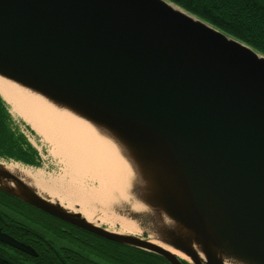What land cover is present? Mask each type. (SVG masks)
<instances>
[{"label": "water", "instance_id": "obj_1", "mask_svg": "<svg viewBox=\"0 0 264 264\" xmlns=\"http://www.w3.org/2000/svg\"><path fill=\"white\" fill-rule=\"evenodd\" d=\"M0 78L119 149L147 212H117L151 236L89 223L1 164L0 192L168 264H264L262 54L167 0H0ZM0 242L37 256L1 231Z\"/></svg>", "mask_w": 264, "mask_h": 264}, {"label": "bare ground", "instance_id": "obj_2", "mask_svg": "<svg viewBox=\"0 0 264 264\" xmlns=\"http://www.w3.org/2000/svg\"><path fill=\"white\" fill-rule=\"evenodd\" d=\"M0 97L10 106L11 113L22 118L33 132L51 146V153L64 163V173L68 181H64V176L62 182L67 183L69 193L68 196L63 195L60 198L68 203L70 210L67 211L81 214L89 223H92L91 216L98 215L106 224L112 226L119 224L124 230H131L119 215L111 213L113 210L123 209L121 202L116 199L115 203L109 204L101 196L109 180L111 182L116 176H122L127 180L126 170L133 175V181L131 180L133 186L136 182L132 167L122 157L119 149L87 122L2 78H0ZM0 164L8 170L2 165L7 163L0 162ZM12 169L33 189L30 183L41 179L40 176H32L31 172L21 169L18 165H12ZM89 175H94L93 178L100 184L101 192L87 187V181L91 180ZM127 195L128 202H135L131 189L128 190ZM134 205L142 209L137 204ZM146 212L147 209L143 210L142 214ZM125 232L118 234L128 235ZM150 241L158 245L155 240L150 239ZM163 248L184 259L182 255L171 249Z\"/></svg>", "mask_w": 264, "mask_h": 264}, {"label": "trees", "instance_id": "obj_3", "mask_svg": "<svg viewBox=\"0 0 264 264\" xmlns=\"http://www.w3.org/2000/svg\"><path fill=\"white\" fill-rule=\"evenodd\" d=\"M167 1L264 56V0ZM6 121L7 116L0 101V157L35 165V152L21 136L10 132ZM80 233L90 238L81 235V239L75 240L65 233H48V241L41 245L36 258L16 251L18 256L13 261L18 264H99L93 259L102 264H168L154 254L111 243L82 231ZM32 236L36 237L35 234ZM52 238L60 242L59 247L55 246ZM75 248L88 254L84 255ZM20 257H24L21 262L18 260Z\"/></svg>", "mask_w": 264, "mask_h": 264}, {"label": "rangeland", "instance_id": "obj_4", "mask_svg": "<svg viewBox=\"0 0 264 264\" xmlns=\"http://www.w3.org/2000/svg\"><path fill=\"white\" fill-rule=\"evenodd\" d=\"M6 106H7V114L9 112L11 114V115L8 114L9 115V127L11 129H14L15 133L18 132L17 127H20V130L25 131V132L22 131L24 133V135H26V137L24 136L25 140L27 142L30 141L31 143H33L35 146L34 149L35 148L41 149V156H42L41 159L38 158L37 154L35 153L36 154L35 159L37 160L36 161L37 162L36 167L30 166L27 168H23L19 165L18 166L21 169H24V170L31 172L32 176H40L41 177V179H36L30 183L39 194H41L42 196H44L46 198L51 199V201H54V202L61 204L63 207H65L66 210H70L69 206L67 205L68 203H66L62 198H60L63 195L68 196V193H69V188H68V186H66L67 183L62 182L64 180V176H65V173H64L65 165H64V163L61 162V160L58 156L56 157L55 155H53L51 153V150H52L51 146L47 142L43 141L41 136L31 132L32 129L31 130L29 129L30 126L22 118H19L18 116L13 115L11 113V109H10L9 105L6 104ZM40 139H41V141H40ZM2 165L4 167H6V169H8L6 171H8L14 175L19 176L18 173L14 172V170L12 169V165H15V164L10 165L9 163H7V164H2ZM126 174H127V180L123 179L122 176H116V178L114 180H112L111 182L109 180V183L106 185L105 190L102 192L104 195L101 194V196L109 204L115 203V200L118 199L121 202L123 209L124 208L128 209L132 213L142 214L143 210L146 209L142 204H140L137 200H135V202H132V201L128 202L129 196L127 194H128V190L131 189V187L133 186V182H132L133 181L132 180L133 175L127 170H126ZM93 177H94V175H89V178H91V180L87 181V183H86L87 187L90 189H94L96 191L101 192L100 184ZM64 181L65 182L68 181V178L66 176H65ZM134 185H135V182H134ZM55 192L59 196L55 195ZM127 197H128V199H127ZM134 203L137 204L138 206L142 207V209L135 207ZM113 211H111L112 214L119 215L118 212H116L117 210L116 211L113 210ZM85 218H88V217H85ZM121 218L125 221V223L128 226L131 227L132 231L131 230H124L119 224H114L113 226L110 224H106L103 221V218H101L98 215L91 216L90 220L92 221V224L100 226V227H102L108 231H111V232L120 233V232L126 231L125 233L128 235H132V236H138L139 235V237H144V238L151 236L149 231H146L147 235L139 234L140 229L138 228V226L134 222H132L129 219L124 218V217H121ZM51 240H53L52 242H55L56 247H59V244H60L59 241L54 240L53 238ZM156 243L158 245H161L157 241H156ZM66 246H68V244H66ZM75 250H77V249L75 248ZM77 251L84 254V255L88 254L84 250H77ZM91 260L96 262V263L102 264V263L97 262L93 259H91Z\"/></svg>", "mask_w": 264, "mask_h": 264}, {"label": "flooded vegetation", "instance_id": "obj_5", "mask_svg": "<svg viewBox=\"0 0 264 264\" xmlns=\"http://www.w3.org/2000/svg\"><path fill=\"white\" fill-rule=\"evenodd\" d=\"M0 209L2 210L0 212V221L4 225V228L3 225L0 226V231L32 248L37 256V251L41 249V245L48 241L46 235L48 233H50L49 235L65 233L75 240L81 239V235L86 236L80 233V230L2 192H0ZM31 233L35 234L36 237H33ZM16 251V249L0 242V255L14 264H18L13 261L18 256ZM25 255L37 257L29 254ZM22 258L24 259V257ZM22 258L20 257L18 260L21 262L23 261Z\"/></svg>", "mask_w": 264, "mask_h": 264}]
</instances>
